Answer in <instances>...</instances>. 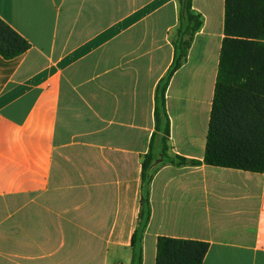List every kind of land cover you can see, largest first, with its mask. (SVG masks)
Returning <instances> with one entry per match:
<instances>
[{"label": "crops", "instance_id": "obj_1", "mask_svg": "<svg viewBox=\"0 0 264 264\" xmlns=\"http://www.w3.org/2000/svg\"><path fill=\"white\" fill-rule=\"evenodd\" d=\"M224 7L192 0L202 25L165 92L172 155L204 158ZM0 19L31 45L0 56V264H130L178 0H0ZM149 204L142 264L158 237L207 243L202 264H264V172L163 163Z\"/></svg>", "mask_w": 264, "mask_h": 264}, {"label": "trees", "instance_id": "obj_2", "mask_svg": "<svg viewBox=\"0 0 264 264\" xmlns=\"http://www.w3.org/2000/svg\"><path fill=\"white\" fill-rule=\"evenodd\" d=\"M179 25L173 60L155 90L154 131L141 161L137 226L131 237L130 264H142V235L150 218L149 186L163 163L176 167L202 164L252 173L264 172V0H225L222 40L205 153L202 161L170 154V122L165 92L185 62L194 34L202 25L192 0H178ZM31 45L0 19V56L13 59ZM162 159V163L156 162ZM209 245L158 237L155 264H202Z\"/></svg>", "mask_w": 264, "mask_h": 264}, {"label": "water", "instance_id": "obj_3", "mask_svg": "<svg viewBox=\"0 0 264 264\" xmlns=\"http://www.w3.org/2000/svg\"><path fill=\"white\" fill-rule=\"evenodd\" d=\"M161 161H162V159H159V160L157 161V163H158V162H161Z\"/></svg>", "mask_w": 264, "mask_h": 264}]
</instances>
